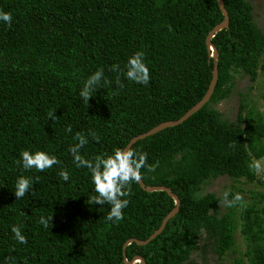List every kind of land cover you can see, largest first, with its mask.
Here are the masks:
<instances>
[{
  "label": "trees",
  "instance_id": "trees-1",
  "mask_svg": "<svg viewBox=\"0 0 264 264\" xmlns=\"http://www.w3.org/2000/svg\"><path fill=\"white\" fill-rule=\"evenodd\" d=\"M223 2L229 21L211 38L218 78L209 100L183 122L131 145L148 153L143 182L169 187L180 199L179 210L148 243L124 247L160 226L174 206L172 197L134 182L123 219L109 221L110 205L88 204L95 195L91 174L76 167L69 148L79 132L88 140L80 149L86 159L111 153L199 101L214 65L206 36L223 19L217 1L0 0V10L13 17L11 26L0 21V264H126L124 256L129 261L134 255L145 264H209L204 252L203 262L191 259L206 249L217 259L228 256L223 264H264V206L244 199L220 208L222 196L202 193L210 180L225 176L234 189L229 199L244 191L264 202V192L241 186L258 179L264 115L248 106L242 92L235 119L215 106L232 93L235 75L250 81L264 75V34L248 0ZM137 51L145 54L147 85L109 70L113 64L126 69ZM99 68L111 84L102 81L86 105L79 93ZM117 75L123 88L117 89ZM52 110L55 121L48 118ZM24 150L47 152L60 163L43 172L25 170L17 163ZM62 169L68 181L61 179ZM20 176L39 180L16 199ZM41 217L49 219L48 228ZM14 224L27 243L15 239Z\"/></svg>",
  "mask_w": 264,
  "mask_h": 264
},
{
  "label": "clouds",
  "instance_id": "clouds-1",
  "mask_svg": "<svg viewBox=\"0 0 264 264\" xmlns=\"http://www.w3.org/2000/svg\"><path fill=\"white\" fill-rule=\"evenodd\" d=\"M12 18L10 12L0 10V21L11 26ZM144 55L143 52L137 51L129 57L126 69L122 70L118 64H113L109 70L121 73L135 83L147 85L150 81V71L144 62ZM102 81L105 85L111 84V81L105 78L103 68H99L91 73L84 81V86L79 95L83 98L86 105L95 89L101 86ZM116 86L117 89L124 86L121 83L119 75L116 77ZM113 94L116 93L114 92ZM48 118H51L53 121L58 119L54 110L48 113ZM66 131H71V125L66 127ZM90 135L93 140L99 142L100 137L95 132H91ZM76 140L77 143L69 148L73 157V163L77 168H87L89 170L94 185L95 195L89 196L88 204L110 205L106 219L113 222L122 220L124 209L127 208L130 202L126 197L132 195L131 185L140 180L142 176L141 169L147 165L148 153L128 145L123 148L116 147L111 153L86 159L80 154V149L88 143V140L79 132L76 133ZM17 163L21 164L25 170L35 169L38 172H43L59 164L60 161L55 155H49L44 151L30 152L29 150H24L20 153V160ZM59 175L64 181H68L70 178L69 172L65 169H62ZM33 179L38 181L39 177H18L14 189L16 199L24 198L26 193L32 189ZM229 196L230 192L227 190L222 194L223 203L226 207L236 206L244 200L243 195L240 193H236L232 199H229ZM39 223L45 228L49 227L48 218L41 217ZM11 231L17 241L22 244L27 243V238L22 234L21 226L14 224L11 227Z\"/></svg>",
  "mask_w": 264,
  "mask_h": 264
},
{
  "label": "rangeland",
  "instance_id": "rangeland-1",
  "mask_svg": "<svg viewBox=\"0 0 264 264\" xmlns=\"http://www.w3.org/2000/svg\"><path fill=\"white\" fill-rule=\"evenodd\" d=\"M253 7V17L257 23V26L264 34V0H248ZM263 60V58H262ZM234 86L232 88V93L225 99L218 102L215 106L221 112V114L228 118L229 120L235 119L239 100L240 92L246 94L245 100H250L248 106H253L256 111L261 112L264 115V75L258 74L257 78L254 81H250L246 75H235L234 77ZM264 143V137H263ZM257 163V180L254 182L246 183L243 186L245 189L254 187L256 191L264 192V157L258 159ZM229 191L230 193L234 191L231 187V180L228 177L221 176L216 179H212L208 184L203 186L202 193L205 192H214L217 196H222L224 191ZM243 195L245 201L248 203H255L256 207H263L264 202H257L253 198H250V194L243 192H238ZM225 207L223 201L220 202V208ZM240 210V208H239ZM236 239L238 243V248L244 250L246 248V241L243 238V235L240 233L239 228L236 231ZM205 240L200 239V246L204 244ZM203 252L208 260L209 264H223L227 261L228 256L223 259H217L216 255L211 252L210 249L206 251L197 250L192 256L191 259L196 262H203L202 255Z\"/></svg>",
  "mask_w": 264,
  "mask_h": 264
},
{
  "label": "water",
  "instance_id": "water-1",
  "mask_svg": "<svg viewBox=\"0 0 264 264\" xmlns=\"http://www.w3.org/2000/svg\"><path fill=\"white\" fill-rule=\"evenodd\" d=\"M217 4L223 14V19L217 23L207 34L206 36V47L208 49L209 52V56L212 57L214 59V65L212 68V76L210 79V82L208 84L207 90L204 93V95L202 96V98L197 101L191 108H189L182 116H180L179 118L175 119V120H168V121H163L160 122L159 124H157L156 126H153L152 128H150L149 130L137 134L135 136H133L128 143L126 144V146L128 145H132L133 143H135L137 140L142 139L146 136L152 135L166 127H171L174 125H177L181 122H183L184 120H186L190 115H192L194 112L198 111L210 98L214 87L216 85L217 82V78H218V68H217V61H218V53L217 50L215 48V46L213 45V43L211 42V38L213 37V35L218 32L219 30L223 29V28H227L228 27V12L225 8L224 2L223 0H216ZM125 146V147H126ZM138 184L140 185V187L142 189H144L145 191H156V190H162L167 192V194L169 196L172 197L173 201H174V206L173 208L165 215V217L163 218L160 226L158 228H156L149 236L148 238L141 240V239H137V238H129L125 243H124V247L126 245H128L131 242H136L138 244H146L148 243L150 240H152L153 238H155L165 227L166 222L173 217L179 210V206H180V199L177 196V194L173 193L169 187L164 186V185H146L143 180L140 178V180L138 181ZM124 253V251H123ZM123 261L126 264H133L134 262H138L139 264H145L144 259L142 256L140 255H134L132 257L131 260H127L126 257L124 256Z\"/></svg>",
  "mask_w": 264,
  "mask_h": 264
}]
</instances>
